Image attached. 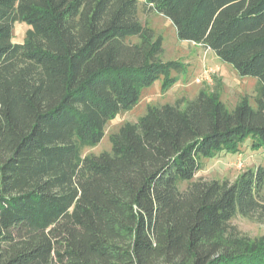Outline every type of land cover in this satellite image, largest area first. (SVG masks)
I'll use <instances>...</instances> for the list:
<instances>
[{
  "label": "trees",
  "instance_id": "1",
  "mask_svg": "<svg viewBox=\"0 0 264 264\" xmlns=\"http://www.w3.org/2000/svg\"><path fill=\"white\" fill-rule=\"evenodd\" d=\"M143 5L254 77V106L199 91L147 107L110 151L83 155L144 88L173 85L181 63L161 59L138 0H0V264H264V236L231 223H264V167L193 180L202 158L247 137L264 148V0Z\"/></svg>",
  "mask_w": 264,
  "mask_h": 264
},
{
  "label": "rangeland",
  "instance_id": "2",
  "mask_svg": "<svg viewBox=\"0 0 264 264\" xmlns=\"http://www.w3.org/2000/svg\"><path fill=\"white\" fill-rule=\"evenodd\" d=\"M144 0H138V18L153 29L161 37V59L165 62L178 61L182 68L176 76V82L167 89H163V77L141 91L136 105L128 111L118 113L107 122L104 136L94 147H86L82 154H99L110 151V136L124 123H135L143 116L149 106L174 103L179 99L188 100L195 97L199 91L215 93L219 100L232 109L243 98H248L254 106L253 96L256 79L251 76H240L229 64L219 60L216 55L201 44L178 39L174 25L164 17L143 5ZM28 26L16 22L13 28V42H22ZM135 40V39H133ZM264 167V148L254 149L251 138L247 137L239 144L235 153L219 151L211 157L201 159L200 169L193 180L227 179L233 182L244 171ZM231 223L249 238L264 236V223L252 221L241 215H235Z\"/></svg>",
  "mask_w": 264,
  "mask_h": 264
}]
</instances>
